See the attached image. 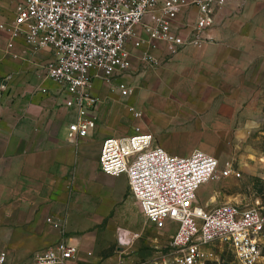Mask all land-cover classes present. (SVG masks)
<instances>
[{
	"label": "crops",
	"instance_id": "crops-1",
	"mask_svg": "<svg viewBox=\"0 0 264 264\" xmlns=\"http://www.w3.org/2000/svg\"><path fill=\"white\" fill-rule=\"evenodd\" d=\"M17 5V0H0V25L14 20ZM196 14L195 9L184 12L176 23L191 27ZM214 21L203 47L186 46L161 69L143 71L134 50L130 71L118 79L128 83L131 74L142 72L133 96L110 92L96 79L93 94L101 99L97 125L78 141L68 138L77 113L47 76L52 51L34 49L24 37L12 39L0 30V85L6 86L0 90V251L7 253V264H33L36 253L61 239L83 240L66 236L59 220L78 214L65 209L72 171L78 179L71 202L87 199L81 211L92 215L91 225L112 217L109 226L123 229L124 238L152 228L127 177L100 171L105 139L129 136L139 124L176 157L200 150L220 159L232 150L246 118L259 117L264 103V0L229 2ZM165 53L162 45L157 55ZM130 106L140 111L139 120Z\"/></svg>",
	"mask_w": 264,
	"mask_h": 264
},
{
	"label": "built area",
	"instance_id": "built-area-1",
	"mask_svg": "<svg viewBox=\"0 0 264 264\" xmlns=\"http://www.w3.org/2000/svg\"><path fill=\"white\" fill-rule=\"evenodd\" d=\"M17 1L14 20L0 25V30L12 39L24 37L34 49L52 51L47 76L66 94V106L77 113L68 126V138L78 141L97 125L101 99L93 94L96 79L110 92L130 97L134 89L118 79L130 71L134 50L143 71L161 69L186 46L203 47L216 13L240 0ZM192 9L197 12L193 25L178 26L179 15ZM162 45L165 56L157 55ZM128 111L134 119L141 118L135 107ZM99 168L105 175L126 176L147 222L171 236L157 264H210L217 260L220 246L231 249L238 264H260L264 209L236 204L209 207L199 199L202 188L214 179L238 177L234 163L200 150L173 156L137 124L131 135L102 142ZM48 222L59 228L52 219ZM78 255L76 245L61 239L39 251L33 264H74ZM0 264H7L4 251Z\"/></svg>",
	"mask_w": 264,
	"mask_h": 264
},
{
	"label": "rangeland",
	"instance_id": "rangeland-1",
	"mask_svg": "<svg viewBox=\"0 0 264 264\" xmlns=\"http://www.w3.org/2000/svg\"><path fill=\"white\" fill-rule=\"evenodd\" d=\"M141 73L131 74L128 82V85L134 89L131 96L136 93L135 86L138 83L136 79ZM136 110L138 109L136 108ZM230 148L232 150L228 154L218 156H221L223 163L229 161L234 163L239 173L238 177L214 179L200 191V202L209 207L236 204L242 207L264 209V103L259 117L246 118L240 138L233 139ZM76 176L75 171L69 175L68 191L70 197L65 203V209L67 212L71 210L78 212L77 217L73 215L72 219L69 217L59 219L62 220V230L66 236L77 234L83 239L80 243H72L77 247L79 246L80 249L74 264H157L159 253L165 252L171 236L155 231L148 225L143 230L144 232L134 240L124 238L123 229L109 226L112 217L91 225L90 218L92 215L86 212L84 214L81 211L84 205H87V199L81 201L83 203L80 202L79 206L75 201L71 202L72 195L75 194ZM212 198L215 199L214 202ZM80 221H84V223L78 224L79 229H76L74 225ZM71 223L72 226H70ZM68 226L73 229H70L71 232H67ZM216 252L217 260L210 264H238L235 255L228 247L220 246ZM34 257L31 259L32 263ZM90 259L97 262H89ZM26 264H29L28 261ZM260 264H264V254Z\"/></svg>",
	"mask_w": 264,
	"mask_h": 264
},
{
	"label": "bare ground",
	"instance_id": "bare-ground-1",
	"mask_svg": "<svg viewBox=\"0 0 264 264\" xmlns=\"http://www.w3.org/2000/svg\"><path fill=\"white\" fill-rule=\"evenodd\" d=\"M212 201L214 202V201H215V199H214V198H212Z\"/></svg>",
	"mask_w": 264,
	"mask_h": 264
}]
</instances>
